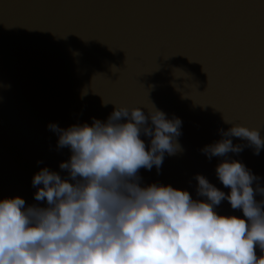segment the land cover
<instances>
[{
    "label": "water",
    "instance_id": "water-1",
    "mask_svg": "<svg viewBox=\"0 0 264 264\" xmlns=\"http://www.w3.org/2000/svg\"><path fill=\"white\" fill-rule=\"evenodd\" d=\"M114 104H154L182 120L181 150L159 172L139 169L142 184L197 198L203 174L228 192L215 171L222 158L201 149L231 126L224 118L264 137V0H0V198L44 206L34 173L66 175L59 164L70 156L49 123L104 121ZM232 139L244 147L229 157L264 186V149ZM217 211L243 215L227 200Z\"/></svg>",
    "mask_w": 264,
    "mask_h": 264
},
{
    "label": "clouds",
    "instance_id": "clouds-1",
    "mask_svg": "<svg viewBox=\"0 0 264 264\" xmlns=\"http://www.w3.org/2000/svg\"><path fill=\"white\" fill-rule=\"evenodd\" d=\"M114 105L104 121L49 123L58 148L70 149L59 164L66 175L47 166L34 173V199L44 206L26 205L20 195L0 198V264H264V199H256L264 186H254L259 177L228 155L244 147L233 137L259 155L261 130L223 117L231 126L201 151L222 158L216 176L229 191L196 174L193 198L139 176L141 168L159 172L165 154L181 150V118L154 104L147 113ZM223 200L243 215L218 212Z\"/></svg>",
    "mask_w": 264,
    "mask_h": 264
}]
</instances>
